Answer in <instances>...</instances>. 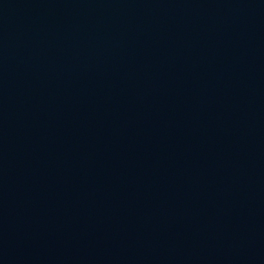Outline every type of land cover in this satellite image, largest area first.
<instances>
[{
    "label": "water",
    "instance_id": "95a60500",
    "mask_svg": "<svg viewBox=\"0 0 264 264\" xmlns=\"http://www.w3.org/2000/svg\"><path fill=\"white\" fill-rule=\"evenodd\" d=\"M0 264H264V0H0Z\"/></svg>",
    "mask_w": 264,
    "mask_h": 264
}]
</instances>
